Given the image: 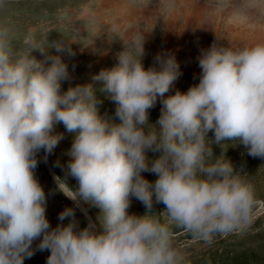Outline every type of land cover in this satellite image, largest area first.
<instances>
[{
  "label": "clouds",
  "instance_id": "clouds-1",
  "mask_svg": "<svg viewBox=\"0 0 264 264\" xmlns=\"http://www.w3.org/2000/svg\"><path fill=\"white\" fill-rule=\"evenodd\" d=\"M123 41L115 66L62 91L68 63L32 53L56 47L72 56L71 47H44L35 28L20 38L0 22V264H24L45 250L47 264H189L190 243L245 234L257 220L264 201L225 152L243 144L247 155L264 158V41L241 46L216 35L198 56L199 83L171 95L182 75L176 55L158 53L146 68L145 38ZM97 91L117 105L119 122L101 115ZM61 123L75 136L52 194L73 204L52 227L36 169L41 151L46 162L64 138L54 131ZM214 145L224 149L218 156ZM134 198L144 213L129 211ZM84 205L99 212L81 227L76 210L87 215Z\"/></svg>",
  "mask_w": 264,
  "mask_h": 264
},
{
  "label": "rangeland",
  "instance_id": "rangeland-1",
  "mask_svg": "<svg viewBox=\"0 0 264 264\" xmlns=\"http://www.w3.org/2000/svg\"><path fill=\"white\" fill-rule=\"evenodd\" d=\"M109 1L112 3L107 7V0H7L0 8V22L10 23L20 38L28 28H35L37 41L44 47L59 42L66 48L71 47L75 53L72 56L66 50L58 53L56 47H49L44 53L39 50L32 53L41 61L48 55L59 54L68 63L70 79L62 82V91L89 83L102 69L115 66L117 54L124 50L123 40L131 42L133 38H145L143 63L146 68L152 66L158 53L170 51L176 55L182 75L166 95L177 90L187 91L199 83L198 56L202 49L213 43L216 35L224 42L241 46L264 41V0H193L186 5L177 0H126L133 7L128 9L126 18L117 15V1ZM102 4H105L104 8ZM173 12L175 21L171 20ZM97 96L103 101L99 106L101 115L107 114L119 122L115 116L117 105L105 93L97 91ZM161 107L158 100L150 111L152 123L158 120ZM54 131L63 133L64 138L48 156L49 163L40 156L41 162L36 169V176L48 193L47 216L52 227L60 222V212L73 204L62 193L52 194V190L55 188L53 172L64 175V165L70 159L67 153L75 136L68 133L62 123L57 124ZM208 136L214 138V133L209 132ZM213 147L217 156L224 151L220 146ZM148 155L158 154L149 152ZM225 155L237 170L243 167L250 175L264 201V158L247 155L243 144H230ZM58 161L60 166H57ZM144 175L152 181L157 178L148 172ZM69 183L76 185L71 177ZM84 208L87 215L76 210L81 227L87 225L89 218L95 220L99 212L98 208L87 205ZM162 209L163 205H156L154 210ZM129 211L142 214L146 209L134 198ZM187 250L189 264H224L245 250L247 260L241 264H264V203L254 225L245 234L218 237L210 245L192 242ZM49 255V250L36 251L31 258L25 259L24 264H47Z\"/></svg>",
  "mask_w": 264,
  "mask_h": 264
},
{
  "label": "bare ground",
  "instance_id": "bare-ground-1",
  "mask_svg": "<svg viewBox=\"0 0 264 264\" xmlns=\"http://www.w3.org/2000/svg\"><path fill=\"white\" fill-rule=\"evenodd\" d=\"M116 1L117 3L115 4V7L117 6V15L119 16V18H126L127 15L129 14L128 9H131L133 7L131 6V4L128 3V1L126 2V0H116ZM177 1H179L180 4L186 5L187 3L192 2L193 0H177ZM111 3H112L111 1L107 0V7ZM104 5L105 4H102L103 8H104ZM169 9H171V7H169ZM185 10H187V8ZM175 17H176V14L173 12L171 14V20L175 21ZM237 35H238V32H237Z\"/></svg>",
  "mask_w": 264,
  "mask_h": 264
},
{
  "label": "trees",
  "instance_id": "trees-1",
  "mask_svg": "<svg viewBox=\"0 0 264 264\" xmlns=\"http://www.w3.org/2000/svg\"><path fill=\"white\" fill-rule=\"evenodd\" d=\"M246 253H247L246 250L242 251V252H240L239 257L235 258L234 260H232L230 262L224 263V264H241L243 261L247 260V256L245 255ZM243 254L245 256H242Z\"/></svg>",
  "mask_w": 264,
  "mask_h": 264
},
{
  "label": "water",
  "instance_id": "water-1",
  "mask_svg": "<svg viewBox=\"0 0 264 264\" xmlns=\"http://www.w3.org/2000/svg\"><path fill=\"white\" fill-rule=\"evenodd\" d=\"M39 155L43 158V156H44V152L41 151V153H40ZM47 162H48V160H47ZM48 163H49V162H48ZM54 175H56V174H54V172H53V177H54Z\"/></svg>",
  "mask_w": 264,
  "mask_h": 264
}]
</instances>
